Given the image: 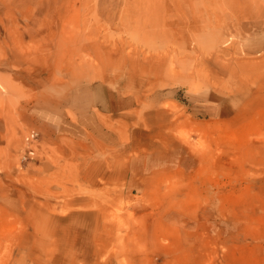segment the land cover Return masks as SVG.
Segmentation results:
<instances>
[{
  "label": "rangeland",
  "instance_id": "1",
  "mask_svg": "<svg viewBox=\"0 0 264 264\" xmlns=\"http://www.w3.org/2000/svg\"><path fill=\"white\" fill-rule=\"evenodd\" d=\"M0 264H264V0H0Z\"/></svg>",
  "mask_w": 264,
  "mask_h": 264
},
{
  "label": "bare ground",
  "instance_id": "2",
  "mask_svg": "<svg viewBox=\"0 0 264 264\" xmlns=\"http://www.w3.org/2000/svg\"><path fill=\"white\" fill-rule=\"evenodd\" d=\"M202 1H203V0H201V4H202ZM41 8H42V7H41ZM41 8H38V9H37V11H40V10H42Z\"/></svg>",
  "mask_w": 264,
  "mask_h": 264
}]
</instances>
